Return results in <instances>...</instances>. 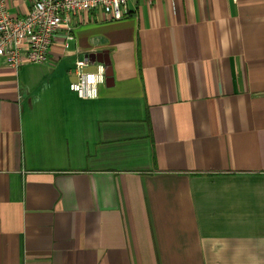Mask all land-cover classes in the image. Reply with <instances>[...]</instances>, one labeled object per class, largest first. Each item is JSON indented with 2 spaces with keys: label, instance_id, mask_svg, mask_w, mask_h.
Returning a JSON list of instances; mask_svg holds the SVG:
<instances>
[{
  "label": "crops",
  "instance_id": "1",
  "mask_svg": "<svg viewBox=\"0 0 264 264\" xmlns=\"http://www.w3.org/2000/svg\"><path fill=\"white\" fill-rule=\"evenodd\" d=\"M82 19L49 64L0 63V264H264V0Z\"/></svg>",
  "mask_w": 264,
  "mask_h": 264
},
{
  "label": "built area",
  "instance_id": "2",
  "mask_svg": "<svg viewBox=\"0 0 264 264\" xmlns=\"http://www.w3.org/2000/svg\"><path fill=\"white\" fill-rule=\"evenodd\" d=\"M151 4L154 0H141ZM128 0H35L25 17L9 14L5 0H0V63L18 70L24 65L49 64L50 50L58 36L63 47L72 39V32L82 17L101 13L107 21H119L127 15ZM87 60L75 63V80L69 90L82 100L98 97L99 87L105 84L106 67L97 64L87 71Z\"/></svg>",
  "mask_w": 264,
  "mask_h": 264
},
{
  "label": "water",
  "instance_id": "3",
  "mask_svg": "<svg viewBox=\"0 0 264 264\" xmlns=\"http://www.w3.org/2000/svg\"><path fill=\"white\" fill-rule=\"evenodd\" d=\"M109 75H110V74H109V73L106 71V78H108V77H109Z\"/></svg>",
  "mask_w": 264,
  "mask_h": 264
}]
</instances>
